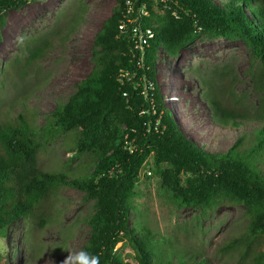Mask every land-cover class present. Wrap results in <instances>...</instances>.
<instances>
[{"label":"trees","instance_id":"1","mask_svg":"<svg viewBox=\"0 0 264 264\" xmlns=\"http://www.w3.org/2000/svg\"><path fill=\"white\" fill-rule=\"evenodd\" d=\"M30 1L0 0V41L7 12ZM202 35L242 40L250 53L256 101L240 94L233 107L225 102L238 82L229 61L200 78L214 123L246 127L222 152L206 150L185 135L165 104L157 69L160 48L177 57ZM57 37L25 39L2 65V74L11 76L14 87L24 82L26 92L10 102L0 96V229L20 219L31 223V231L44 229L53 220L60 189L70 186L96 202L82 250L98 256L100 264L203 263L206 258L196 253L176 250L155 261L148 241L155 233L138 232L130 223L138 183L149 165L161 191L179 207L207 213L222 204L243 205L246 231L229 245L252 251L250 264H264V0H116L93 37L91 71L38 126V112L26 104L35 91L29 79L36 80L34 68ZM71 131L77 133L72 161L91 154L92 168L75 173L42 168L44 142ZM125 240L136 251L130 261H123L117 248ZM0 264L11 262L0 254Z\"/></svg>","mask_w":264,"mask_h":264},{"label":"rangeland","instance_id":"2","mask_svg":"<svg viewBox=\"0 0 264 264\" xmlns=\"http://www.w3.org/2000/svg\"><path fill=\"white\" fill-rule=\"evenodd\" d=\"M115 3L116 0H33L9 10L0 41V87L5 85L0 96L5 97V102L20 100L26 92L24 82L14 87L11 76L2 74V65L18 51V44L28 38L58 36L53 48L39 62L38 68H34L36 80L29 79L35 91L28 95L26 104L38 112V126L43 125L56 104L65 102L77 83L91 71L93 37ZM228 61L237 73L238 82L233 94L227 93L225 102L233 107L230 103L240 94L250 102L256 101L248 69L250 53L242 40L202 35L177 57L169 56L163 48L157 56L166 106L185 135L212 152L226 151L246 128L214 123L205 97L206 88L200 81L201 75ZM219 84L216 79L215 89L220 88ZM20 110L18 107L15 111ZM251 128L249 125L246 131ZM76 140L77 133L71 131L52 143L44 142L39 155L42 168L67 173L92 168L95 158L91 154L72 161ZM84 195L78 188L63 186L52 206L53 220L44 229L31 231V223L26 219L0 229V254L11 264H62L68 251H81L91 233L87 220L96 209V202L85 199ZM134 203L136 209L131 210L130 223L136 225L138 232L149 228L155 233L148 236L155 261L172 257L175 250L177 255L179 252L190 256L196 253V257L206 258L201 264H250L253 261L252 251L229 245L246 231L243 205L222 204L207 213L200 208L179 207L161 191L159 178L152 175L149 165L142 171ZM117 248L123 261L134 258L136 251L129 240L120 242ZM173 261L178 262L179 258Z\"/></svg>","mask_w":264,"mask_h":264},{"label":"clouds","instance_id":"3","mask_svg":"<svg viewBox=\"0 0 264 264\" xmlns=\"http://www.w3.org/2000/svg\"><path fill=\"white\" fill-rule=\"evenodd\" d=\"M62 264H100L99 257L81 250L78 252L68 251V255L62 261Z\"/></svg>","mask_w":264,"mask_h":264}]
</instances>
